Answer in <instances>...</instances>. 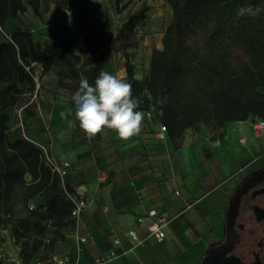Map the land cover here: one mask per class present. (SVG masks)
<instances>
[{"label":"trees","instance_id":"1","mask_svg":"<svg viewBox=\"0 0 264 264\" xmlns=\"http://www.w3.org/2000/svg\"><path fill=\"white\" fill-rule=\"evenodd\" d=\"M165 1L171 18L161 37L162 46L152 47L147 74L137 79L129 48L135 44L136 26L149 9L145 1L118 24L110 46L105 37L108 11L77 5L79 16L62 25L76 35L80 52L75 53L70 40L63 37L57 38L58 46L46 43L37 48L29 28L17 21L19 13L30 9L40 20L47 13L50 23L69 0H55L52 7L47 0H0V229L10 226L11 236L22 249L29 245L31 234L43 235L46 225L52 228L46 239L50 246L65 240V231L76 226L71 216L74 203L65 195V191L76 194L73 185L67 179L61 182L46 164L41 148L22 135L19 125L21 120L34 139L27 120L45 104L39 100L42 75L54 74L57 87L75 93L82 76L93 84L100 71L111 73L102 65L112 51L119 53L125 78L140 101L138 110L150 99L154 120L165 125L171 140L181 138L187 127L198 131L208 122L221 128L230 121L264 119V8L254 14L234 9L243 1L264 0ZM129 3L115 0V12L121 13ZM37 65L41 67L38 72ZM164 97L167 102L161 113L156 101ZM73 128L72 137L89 145L77 157H93L99 164L94 143L100 134L89 141L78 121ZM107 174L113 185L112 173ZM17 189L26 205L39 202L24 215L14 212ZM4 240L0 234V244ZM30 257L24 255L25 260Z\"/></svg>","mask_w":264,"mask_h":264},{"label":"crops","instance_id":"2","mask_svg":"<svg viewBox=\"0 0 264 264\" xmlns=\"http://www.w3.org/2000/svg\"><path fill=\"white\" fill-rule=\"evenodd\" d=\"M68 8L76 12L74 17L60 22L59 9L52 22L41 25L47 29L28 27L37 48L46 43L58 46L57 38L63 37L70 40L73 52H80L73 31L59 27L79 16L77 5L69 4L62 10ZM118 24L111 33L109 26L106 30L109 46ZM50 32L53 37L46 35ZM117 54L116 60L112 51L102 68L125 78L122 58ZM132 62L135 78L143 79L149 61L140 73V65ZM73 94L57 87L54 74L42 75L39 100L45 104L38 106L37 114L27 120L30 135L47 146L57 161L69 162L63 179L87 201L76 226L65 231V240L58 241L66 244L64 252L73 253L79 235L85 237V242L78 264H95L97 256L112 248L119 255L105 264H202L208 244L222 232L228 195L240 176L262 160L264 145L243 133L234 143L229 138L230 129L234 128L228 126L229 122L216 130L205 124L198 131L187 127L177 140H159L155 135L157 123L144 119L141 133L129 141H121L111 130L101 133L100 140L94 143L98 164L93 157H77L89 145L73 138L74 128L68 127V120L73 125L76 122ZM251 121L244 120L250 128ZM108 171L112 173L113 185ZM189 177L194 180L192 186L186 183ZM151 208L168 219L162 240L146 237L148 219L142 223L136 220ZM129 229L136 230L144 242L134 244L127 233ZM2 232L6 230L0 229L1 235ZM114 238L119 240L118 245L113 243Z\"/></svg>","mask_w":264,"mask_h":264},{"label":"rangeland","instance_id":"3","mask_svg":"<svg viewBox=\"0 0 264 264\" xmlns=\"http://www.w3.org/2000/svg\"><path fill=\"white\" fill-rule=\"evenodd\" d=\"M46 1V0H41ZM52 7L55 0H47ZM145 1L149 5V9L146 11L145 19L141 24H138L135 28V44L129 48L130 59L140 66L137 69L138 73L147 67V63L150 58V52L152 47H161V37L163 31L171 18V9L166 3L165 0H130L128 6L121 12L116 13L114 9L115 0H69L68 5H88L89 7L101 11L106 10L110 14L111 23L109 25V33L114 29L115 24H118L123 19L127 18V16L141 5V3ZM264 8V1H260L258 3L252 4L247 1H243L234 6V9L238 13H249L254 14ZM61 10V11H60ZM57 16L59 17V21L62 22L66 19V17H74L75 11L72 12V8H68L66 10L60 9ZM47 13H43V19H39L35 16L30 9L28 11L19 13L17 21L23 24L26 27H40L39 29H47ZM57 17V20H58ZM72 19V18H71ZM73 20V19H72ZM70 20V21H72ZM15 20V22H17ZM64 23H60L59 27H62ZM58 26V25H57ZM57 26L50 27V29H56ZM46 27V28H45ZM35 30V29H34ZM76 37L75 33H73ZM47 36L53 37L54 34L52 32L47 33ZM109 37V36H108ZM117 60V53H115ZM210 130H216L217 128L210 122L205 124ZM228 126H233L234 128L230 129L229 138L234 143L238 140V136L245 134L249 136L250 140H255L257 142H261L264 145V136L255 138L251 132V128L247 122L241 121L239 124H235L233 121L228 123ZM264 160V157L262 158ZM194 180L192 177H189L186 181L187 184L192 186ZM14 212L16 215H24L30 209L28 205H26L21 198V191L17 189L14 194ZM39 202H33L36 204ZM40 203H42L40 201ZM6 232H2L4 235V241L0 244V250L5 255L6 259L10 257L19 256L26 263H32L36 260L44 259L50 256L53 253L64 252V246L66 244L55 243L53 246H50L47 242V238L51 236L52 228L49 225H46L45 233L43 235L40 234H31L29 239V245L24 247L23 249L20 247L19 243L15 242V238H13L10 234V226H7L5 229ZM25 254H30L31 257L28 260L24 259Z\"/></svg>","mask_w":264,"mask_h":264},{"label":"flooded vegetation","instance_id":"4","mask_svg":"<svg viewBox=\"0 0 264 264\" xmlns=\"http://www.w3.org/2000/svg\"><path fill=\"white\" fill-rule=\"evenodd\" d=\"M202 264H264V160L228 195L222 232L208 244Z\"/></svg>","mask_w":264,"mask_h":264},{"label":"clouds","instance_id":"5","mask_svg":"<svg viewBox=\"0 0 264 264\" xmlns=\"http://www.w3.org/2000/svg\"><path fill=\"white\" fill-rule=\"evenodd\" d=\"M72 102L74 118L89 141L105 130L115 132L121 141H129L142 131L145 113L138 110L140 101L133 96L132 84L122 76L102 70L93 84L82 76ZM166 102L167 97L156 101L161 113ZM68 127H74L72 120H68Z\"/></svg>","mask_w":264,"mask_h":264},{"label":"built area","instance_id":"6","mask_svg":"<svg viewBox=\"0 0 264 264\" xmlns=\"http://www.w3.org/2000/svg\"><path fill=\"white\" fill-rule=\"evenodd\" d=\"M40 68L41 67L37 65L36 72H38ZM35 79H37V76H35ZM142 111L145 113L146 120L150 122L155 121L157 123L158 129L155 133L157 139L159 140L166 139L167 138L166 127L164 124L154 120L155 107L153 103L150 101V99L148 105ZM19 125L22 130V135L26 139L34 141L36 145H38L41 148L46 164H48L51 170L61 178V182H62L64 176L67 175L68 173L67 168L69 166V162L57 161L49 153L47 146H45L44 144L38 141H35L34 139L28 136V133H26L24 124L21 120L19 121ZM251 130L256 137L264 136V119L256 118L252 120ZM175 193L178 194V191L176 190ZM65 195L66 197L70 198L74 203L73 208L71 210V216L75 219L77 224L81 218L82 212L87 206V201L82 196H79L74 193H69L67 191H65ZM28 207L32 209L33 203H29ZM146 219H148L146 237H153L156 240L164 239L166 236L165 228L168 223V219L161 213H158V211L154 208L148 209L144 215L136 217V220L140 223L144 222ZM127 233L134 244L137 245V244H142L144 242V237H140L136 232V230L129 229ZM84 242H85L84 236L76 235L73 253H69V252L53 253L44 260H37L29 264H78V255L81 253L83 249ZM113 243L115 245H118L119 240L114 238ZM118 255L119 253L115 250V248L109 249L105 253L95 258V264H105L108 261L117 257ZM0 261H2L3 264H27L19 256H14V257H10L9 259H6L5 255L2 253L1 250H0Z\"/></svg>","mask_w":264,"mask_h":264},{"label":"water","instance_id":"7","mask_svg":"<svg viewBox=\"0 0 264 264\" xmlns=\"http://www.w3.org/2000/svg\"><path fill=\"white\" fill-rule=\"evenodd\" d=\"M235 212H236V208H234V209H233V212L231 213V217H233V216H234ZM0 264H3V262H2V261H0Z\"/></svg>","mask_w":264,"mask_h":264}]
</instances>
